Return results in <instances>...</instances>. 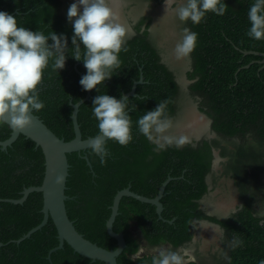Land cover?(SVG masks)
Wrapping results in <instances>:
<instances>
[{"label": "trees", "instance_id": "obj_1", "mask_svg": "<svg viewBox=\"0 0 264 264\" xmlns=\"http://www.w3.org/2000/svg\"><path fill=\"white\" fill-rule=\"evenodd\" d=\"M148 1L155 8L166 5L165 0ZM74 2L0 0V11L17 17L19 26L45 35L53 31L68 37L65 67L54 70L50 61L38 86L40 99L46 106L33 112L66 141L74 137L72 103L86 94L79 81L87 69L83 60L71 56L74 33L67 10ZM253 2L224 0L228 6L225 15L208 13L198 25L191 21L182 23L174 14L172 22L179 35L185 27L198 34L197 46L186 58L185 77L190 81L186 89L177 80V68L162 60L158 47L161 34L151 28L167 29L172 23H165L162 10L141 14L132 23L125 45L127 51L119 53L120 68L98 86L99 91L91 90L78 106L82 138L95 136L98 122L92 113L94 97L107 94L119 99L142 74V82L135 87L136 95L127 96L129 105H136L135 111L128 110L133 141L121 146L108 140L110 154L103 165L89 147L66 154L67 215L79 233L107 249L116 246V240L105 227L115 193L129 185L130 190L153 197L169 178L160 198L162 218L158 217L155 205L130 196L121 197L112 228L123 233L126 246L117 256V264H152L161 251L154 254L149 250L166 247L162 252L179 251L193 245L200 221L218 225L222 230L216 250L208 252L213 264H260L264 260V64L261 55L244 53L264 51V40L246 35L250 28L247 14ZM178 3L179 0H174L171 8ZM160 102H165L161 119H170L171 127L165 133L153 134L149 140L139 132L136 122ZM193 105L204 119L210 120L209 132H215L214 137L210 138L208 133L199 139L186 137L182 146H177L174 140H165V136L176 137L182 110ZM182 131L179 134L185 135ZM10 132L7 123L0 124V140L6 139ZM213 149L221 157L216 171L212 170ZM43 174L42 150L30 138L19 134L5 149L0 148L1 199L19 198L24 187L39 185ZM219 186L232 190L239 202L224 217L208 214L201 203L204 196ZM42 202L39 191L30 192L22 203L0 200V264H103L75 252L66 242L49 253L58 244L57 230L50 217L29 237L15 241L41 221ZM234 238L243 241L242 245H236ZM194 246L198 256L199 240ZM140 248L145 252L136 256ZM183 261L205 264L199 258L186 261L183 257Z\"/></svg>", "mask_w": 264, "mask_h": 264}, {"label": "clouds", "instance_id": "obj_2", "mask_svg": "<svg viewBox=\"0 0 264 264\" xmlns=\"http://www.w3.org/2000/svg\"><path fill=\"white\" fill-rule=\"evenodd\" d=\"M170 0H165L166 9ZM228 6L224 0H179L174 12L182 23L191 21L200 24L208 13L225 15ZM250 28L246 35L254 40H264V0H254L249 6ZM67 19L72 24V54L83 60L87 69L79 83L83 90L91 91L111 79L120 68L119 53L125 47L130 29L121 21L119 15L109 6V0H76L67 10ZM49 40L52 43H49ZM198 34L185 27L181 39L175 45L177 58H188L197 46ZM83 51H82V47ZM68 37L51 32L31 31L19 26L17 17L0 11V124L9 123L16 130H24L33 123L30 113L45 108L40 99L38 86L42 83L45 69L52 61L54 70L65 67L68 51ZM92 113L98 122V133L87 141L92 152L99 156L100 163L107 162L110 152L107 141L112 140L126 146L134 139L129 109L135 111L136 105H129V99L100 94L94 97ZM165 102H160L151 111L140 116L136 124L139 132L149 140L153 134L165 133L171 127V120L164 116ZM175 141L177 146L186 142L184 136L164 137ZM216 159L218 158L217 154ZM63 176L56 177L60 184ZM236 245L243 241L234 238ZM152 264H184L180 251L168 250L154 258ZM264 264V260L260 261Z\"/></svg>", "mask_w": 264, "mask_h": 264}, {"label": "water", "instance_id": "obj_3", "mask_svg": "<svg viewBox=\"0 0 264 264\" xmlns=\"http://www.w3.org/2000/svg\"><path fill=\"white\" fill-rule=\"evenodd\" d=\"M248 52L261 55V62L264 64V51H244V53ZM141 82L142 74H140V77L137 80L133 81L130 90L122 93L119 99L130 95H136V84ZM89 95L90 91H86V94L82 99H79L77 102L72 103L73 110L71 113V120L74 137L70 140L66 141L62 137H58L33 112L30 113L33 119V123L24 130H16L10 125V122L7 123L11 128V132L6 139L0 140V148L5 149L18 137L19 134H23L25 137L30 138L35 142V145L39 146L42 150L44 156V174L39 185L24 187L19 198H0V200L12 203H22L30 192L39 191L42 193L43 202L41 212L43 216L41 221L37 225L30 228L19 238H17L15 240L16 242L29 237L32 232L40 229L43 225L46 224L48 218L50 217L57 230L58 244L49 249V253L61 248L63 246V243L66 242L75 252L85 257H88L92 260H100L103 262V264H117L116 258L126 246L123 233L121 231L116 232L112 228L113 221L116 214L118 213V205L121 197L130 196L139 201L155 205V210L158 214V217L162 218L160 215L162 211L160 198L163 195L165 184L169 180V178L160 185L156 195L153 197H147L145 195L136 193L130 190L129 185L118 190L115 193L110 206V214L105 222V227L108 235L116 240L115 248L107 249L99 246L95 242H92L85 238L76 230L75 226L73 225V221L69 219L65 208V199L67 198V195L65 194L64 190L66 188L65 182L69 167L66 154L74 151L80 152L81 150L86 149L88 147L87 141L94 137L88 136L86 138H82L77 121L78 106L85 99H87ZM82 157L87 160L86 155H82ZM87 163L89 164V162ZM57 176H63L62 183H56ZM49 253L47 255L48 259L50 258Z\"/></svg>", "mask_w": 264, "mask_h": 264}, {"label": "rangeland", "instance_id": "obj_4", "mask_svg": "<svg viewBox=\"0 0 264 264\" xmlns=\"http://www.w3.org/2000/svg\"><path fill=\"white\" fill-rule=\"evenodd\" d=\"M110 1V7L119 15L121 21L124 23L125 19L126 21H129L128 23H125V25L130 29L132 27V23L136 20L138 16H140L143 13H154L157 11L162 10V13H164L165 17V23L167 25L172 23V27L169 25V28L167 29H159L156 26H152V30L155 33H160L161 37H159L158 45L161 46V48L166 49V51L172 49V60L174 61V65H178V63L184 64L185 62H188L186 58H177L175 55L174 49L176 43L181 39V35H179V30L175 26V24L172 22L174 17V8H171V4L174 0H170V3L166 9V5L162 7V9L159 7H152L151 2L148 0H109ZM126 13L130 16L129 19H127ZM132 21V22H131ZM169 53V52H168ZM187 111H193L191 113V118H186L184 121H181L178 125L182 127H188V130L190 129H198L203 121V123H208L206 119L202 117V113L197 111L196 106H186ZM194 114V115H193ZM186 138V134L184 135ZM264 180V179H263ZM220 191L222 192L221 188H216L215 191L212 192V196L208 199L209 201H205L210 206L208 208L212 212H216L219 214H226L229 212V210L233 209L235 207L236 203H239L237 200V196L230 192H222L220 194ZM219 194V195H218ZM203 230L200 235H195L194 239L199 240V246L197 247L198 256L195 251V246H188L185 248H181L182 253L181 255L184 257V260H195L199 258L200 261H205V264H213V260L210 259L208 252H214L217 248V236L220 233L219 229L215 226H212L210 223H206L204 226H202ZM197 240V241H198ZM166 247L161 248H155L152 250H149L150 253L158 254L160 251H165ZM180 249V250H181ZM145 252V249L140 248L136 256L142 255V253Z\"/></svg>", "mask_w": 264, "mask_h": 264}, {"label": "flooded vegetation", "instance_id": "obj_5", "mask_svg": "<svg viewBox=\"0 0 264 264\" xmlns=\"http://www.w3.org/2000/svg\"><path fill=\"white\" fill-rule=\"evenodd\" d=\"M125 23H128V21H124V24ZM132 32V27H131V31H130V33ZM158 47L162 50V52H161V55H162V60L163 61H165V62H167L168 64H172L171 66H173V67H176L177 68V74H176V77H177V80H178V82L181 84V85H183V87L186 89V87H187V84L188 83H190V81H188L187 79H186V77H185V72H186V70L188 69V63L187 62H185V64H184V61H185V59H184V61H183V64H181L180 65V63H178V65L177 66H175L174 65V63H173V60H172V58H171V56H172V49L170 48V50H168V51H166V49L163 47V48H161V46H159L158 45ZM167 52V53H166ZM169 52V53H168ZM142 79H143V77H142ZM135 81V80H134ZM193 111L191 110V113H192ZM194 115V114H193ZM192 116H191V114H190V111H187V109H186V107L182 110V113H181V119H179V123H181V121L180 120H185L186 118H191ZM192 119V118H191ZM207 121H208V123H201V125H200V127L198 128V129H190V130H188V132H187V129H185V127H182V126H180V125H178L177 127H176V129H177V134H176V137H180V136H184L183 135V133L181 134H179V132H183L182 130H184V133L186 134V136L188 137V138H191V137H193V138H195V139H199L200 137H202L204 134H207L208 133V136L211 138V137H214V133L215 132H209V124H210V120L209 119H207ZM186 140H187V138H186ZM189 140V139H188ZM215 154H217V156H218V158L216 159V155ZM213 155L215 156V158H214V160H213V162H212V170L213 171H216L218 168H219V166H218V160L221 158V157H219V155H218V150L217 149H213ZM219 187H222V188H224L223 186H219ZM218 187V188H219ZM216 189V188H215ZM215 189H213V190H211L208 194H207V196H204V198L201 200V203L207 208V209H205V211L208 213V214H211V215H217V216H220V217H224V216H226V215H228V213L229 212H232V211H234L235 210V207L233 208V209H231V210H229V212H227L226 214H219V213H216V212H212V211H210L208 208H210V206L208 205V204H205V203H207V202H205V201H209L208 199L212 196V192L213 191H215ZM225 189V191H223V192H230V193H232V190H230L229 188H224ZM219 195V194H218ZM236 205V204H235ZM206 223H209V222H207V221H200V222H198V224H197V227H196V230H195V233L197 234V235H200L201 234V232H202V230H203V228H202V226H204ZM210 224H212V223H210ZM212 226H215L216 228H218L219 229V231H220V233L218 234V236H217V238L219 239V236H220V234H222V230H221V228H220V226H218V225H215V224H212ZM198 240V238L197 239H194L193 238V241H192V243H193V245H194V243L196 242ZM191 243V244H192ZM218 244H219V242H217ZM218 244H217V246H218ZM192 246V245H191ZM181 249V248H180ZM178 249L181 253H182V250L183 249Z\"/></svg>", "mask_w": 264, "mask_h": 264}]
</instances>
